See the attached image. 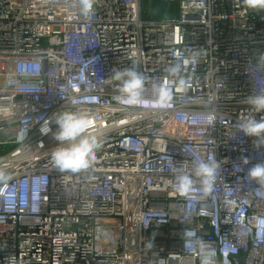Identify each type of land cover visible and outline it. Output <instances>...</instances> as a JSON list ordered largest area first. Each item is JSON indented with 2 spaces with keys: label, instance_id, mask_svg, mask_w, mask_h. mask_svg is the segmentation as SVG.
Segmentation results:
<instances>
[{
  "label": "built area",
  "instance_id": "obj_1",
  "mask_svg": "<svg viewBox=\"0 0 264 264\" xmlns=\"http://www.w3.org/2000/svg\"><path fill=\"white\" fill-rule=\"evenodd\" d=\"M145 1L94 0L85 15L78 0H0V264H202L209 251L264 264V195L247 178L264 143L238 128L264 119L246 100L264 91V10L162 0L174 14L155 22ZM129 67L145 77L139 105L114 99L113 69ZM65 111L87 114L100 143L77 173L51 162ZM201 161L220 165L212 190L193 175L177 192L174 166Z\"/></svg>",
  "mask_w": 264,
  "mask_h": 264
},
{
  "label": "clouds",
  "instance_id": "obj_2",
  "mask_svg": "<svg viewBox=\"0 0 264 264\" xmlns=\"http://www.w3.org/2000/svg\"><path fill=\"white\" fill-rule=\"evenodd\" d=\"M94 0H78L79 8L82 14H88L93 8ZM245 5L252 10H264V0H244ZM172 74L178 72V69H171ZM113 79L120 81L119 95L114 97L119 102L127 105H139L143 103V90L145 77L134 67L123 70L113 69ZM184 82L181 81V86ZM156 100L164 105L170 98V92L167 88L160 87L154 90ZM250 108L248 113L264 112V91L255 93L246 98ZM54 122L58 126V131L54 139L59 142V146L52 151L51 162L61 172L77 173L87 170L96 158V151L100 143L95 136L88 135L89 118L85 113L61 112L54 116ZM238 128L245 137L254 138V147L264 143V119H257L254 115L246 114L239 122ZM40 131L47 135L51 132L49 122L41 125ZM66 144V147L60 145ZM40 147H43L41 144ZM243 162L250 163L249 157L244 156ZM184 163L179 167L174 166L175 178L170 181L172 187L180 193L186 192L195 183L193 175L200 180V184L205 193L212 190L216 173L220 165L218 162L201 161L189 174L183 170ZM247 178L255 181L259 188L258 194L264 195V162L254 164L248 169ZM202 264H214V252H207L202 258Z\"/></svg>",
  "mask_w": 264,
  "mask_h": 264
},
{
  "label": "rangeland",
  "instance_id": "obj_3",
  "mask_svg": "<svg viewBox=\"0 0 264 264\" xmlns=\"http://www.w3.org/2000/svg\"><path fill=\"white\" fill-rule=\"evenodd\" d=\"M144 17L149 21L160 22L173 15L162 0H146L143 4Z\"/></svg>",
  "mask_w": 264,
  "mask_h": 264
}]
</instances>
